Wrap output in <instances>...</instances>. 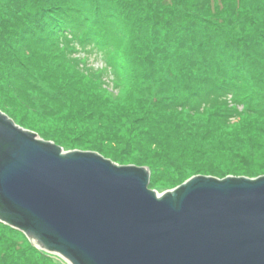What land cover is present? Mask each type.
<instances>
[{"label": "trees", "instance_id": "16d2710c", "mask_svg": "<svg viewBox=\"0 0 264 264\" xmlns=\"http://www.w3.org/2000/svg\"><path fill=\"white\" fill-rule=\"evenodd\" d=\"M81 51L103 60L123 103L105 94L98 73H83L73 55ZM7 105L24 128L35 126L19 108L55 115L62 125L50 137L34 129L64 150L148 166L151 187L264 174V0H0ZM86 117L101 140L76 143L59 131ZM128 142L140 156L117 151ZM0 264L67 263L0 222Z\"/></svg>", "mask_w": 264, "mask_h": 264}, {"label": "water", "instance_id": "95a60500", "mask_svg": "<svg viewBox=\"0 0 264 264\" xmlns=\"http://www.w3.org/2000/svg\"><path fill=\"white\" fill-rule=\"evenodd\" d=\"M7 109L0 222L37 248L68 264H264V174H196L160 192L148 166L64 150Z\"/></svg>", "mask_w": 264, "mask_h": 264}, {"label": "rangeland", "instance_id": "374dc122", "mask_svg": "<svg viewBox=\"0 0 264 264\" xmlns=\"http://www.w3.org/2000/svg\"><path fill=\"white\" fill-rule=\"evenodd\" d=\"M73 55L76 57L79 56V58L81 59V61L79 63H80V65H82L85 68V70H83V73H85L87 75L94 74L92 72L98 73L99 77L103 81V84L101 86L104 89L105 94L110 96L111 100H116L120 103H123L125 101L123 92L120 91L119 88L116 87L117 83L114 81H110V80H112L113 76L110 73L108 75H106L105 73H102V71H104L105 69L102 67L104 65V62L101 58H96L95 54H88V53L85 54L82 51L81 52H75ZM114 77H115V81H117V82H118V80L120 81V77L118 74H115ZM5 107L12 109V110H15V108L12 106L7 105ZM122 109H124L126 111L128 108L126 109L125 107H123ZM19 110H20L19 115H21L24 119L28 120L36 128H41L44 132L48 133L49 137L52 134L51 132H53L54 126H61L62 125V122H58L55 120L56 117L53 114L47 115L44 113L45 114L44 116H39V114L34 115L32 113H25V109L19 108ZM106 114H108V112H106ZM123 116H124V114H119L116 118L118 120H120L121 118H123ZM89 119H90V117L83 118L81 120V122H78L76 124H70L69 129L60 128L59 131L64 132L67 137H69L71 140H74L76 143H78V142L82 143L83 142V144H87V143L92 142L93 140H101V138L99 137V131H98L97 127L95 126V124L92 123V119H90V120ZM122 127H124V125H122ZM122 133H123L124 138L125 137L128 138L127 137V135H128V129L127 128H123ZM129 143H131V142L124 143L127 150L122 148V146H120L117 149V151H119L120 153H124L127 156H133V157L140 156L141 153L139 151L134 152L133 149L128 148ZM131 144H134V142H132ZM145 146L148 147L149 145L146 144ZM177 185H179V184H177ZM174 187L175 186H172L171 184H169L168 180H159L156 183V186H154L153 188L157 189L160 192H163L165 190H168V189H171ZM49 254H51V253H49ZM51 255H54L57 257V255H55V254H51ZM59 258H61V257H59ZM61 259L63 261H65L63 258H61ZM65 263H67V262L65 261Z\"/></svg>", "mask_w": 264, "mask_h": 264}]
</instances>
